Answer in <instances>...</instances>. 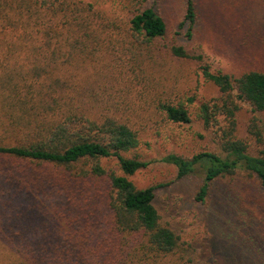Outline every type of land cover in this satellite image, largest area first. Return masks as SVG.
I'll return each mask as SVG.
<instances>
[{
	"label": "trees",
	"instance_id": "trees-1",
	"mask_svg": "<svg viewBox=\"0 0 264 264\" xmlns=\"http://www.w3.org/2000/svg\"><path fill=\"white\" fill-rule=\"evenodd\" d=\"M143 2L136 1L139 6L130 12L126 37L154 55V42L167 27L156 7ZM196 24L194 1L185 0L176 34L183 30L192 40ZM5 34L12 41L1 39ZM42 34V44L33 47L16 45L17 33L0 35V235L5 243L28 264H166L169 257H174L171 264L189 263L179 250V236L154 206V187L138 188L129 178L150 164L124 155L138 146V130L95 105V90H81L88 79L73 75L90 69L85 60L94 57L95 33ZM38 35L23 33L24 38ZM169 49L175 57L197 60L202 76L217 87L219 96L201 102L197 117L215 129L220 150L188 157L168 153L162 161L175 167L179 179L201 170L198 202L221 177L246 173L264 185V145L251 152L236 135L240 103L255 114L264 111V71L211 70L201 54L182 44ZM158 108L172 122L191 121L184 103L164 101ZM260 121L253 115L249 123L256 140ZM104 159H114L117 169L106 168ZM34 219L40 224L33 232L42 238L20 240Z\"/></svg>",
	"mask_w": 264,
	"mask_h": 264
},
{
	"label": "rangeland",
	"instance_id": "rangeland-1",
	"mask_svg": "<svg viewBox=\"0 0 264 264\" xmlns=\"http://www.w3.org/2000/svg\"><path fill=\"white\" fill-rule=\"evenodd\" d=\"M136 1L0 0V33L19 34L16 45L25 47L42 44V33H95L94 57L85 60L90 69H77L73 75L88 79L81 90H95V105H104L109 114L138 130V146L124 155L150 164L129 178L138 188L154 187V206L179 236L186 264H264V185L246 173L221 177L198 202L194 194L202 183L201 170L179 179L175 167L162 161L168 153L188 157L220 150L215 129L197 117L200 103L219 96V91L202 76L197 60L173 56L170 46L182 44L190 53L201 54L211 70L234 75L248 69L264 71V0H193L197 24L192 40L182 36L183 30L176 34L185 0H144L156 7L167 27L154 42V55L126 37L131 33L130 12L139 6ZM23 33L39 35L24 38ZM1 39L12 41L7 34ZM164 101L184 103L191 121L166 119L158 108ZM239 105L236 135L255 152L264 145V111L255 114L248 105ZM253 115L261 120L258 140L249 132ZM102 163L117 169L114 159ZM39 224L28 221L20 240L42 238L33 232ZM167 261L171 264L174 257ZM0 264H28L1 235Z\"/></svg>",
	"mask_w": 264,
	"mask_h": 264
}]
</instances>
